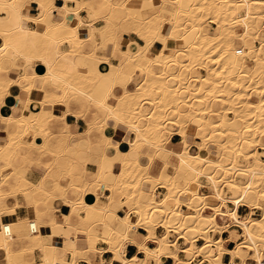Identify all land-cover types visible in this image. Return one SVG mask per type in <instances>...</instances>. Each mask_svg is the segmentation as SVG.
Instances as JSON below:
<instances>
[{"label": "bare ground", "instance_id": "bare-ground-1", "mask_svg": "<svg viewBox=\"0 0 264 264\" xmlns=\"http://www.w3.org/2000/svg\"><path fill=\"white\" fill-rule=\"evenodd\" d=\"M24 1L0 0V13H4V17H0V103L13 84L19 85L28 95L39 91L42 99L39 102L40 109L35 112L7 117L0 115L5 127L14 130L8 132L6 140L0 145V161L6 165L1 172L7 170L1 173L0 179V214L15 211L17 203L6 205L4 201L20 194L31 200L34 218L25 222L27 231L16 233L13 224L1 225L0 250L5 252L6 264H27L25 260H19L32 255V248L13 251V241L27 239L38 242L41 237L39 214L48 216L54 210L52 202L56 199L70 207L71 215L81 217L83 223V227L78 228L80 233L75 232L72 238L73 247L67 253L70 256L68 264H76L80 259L93 264L87 259L86 253L93 251L99 256L103 253V249L95 246L98 239L107 245V250L114 255L118 264H145L147 260L162 264L161 259L164 257L172 258L173 264H184L178 257L180 249L190 255H203L208 259V264H224L221 262L225 251L222 240H211L208 230L220 232L227 226V221L240 227V237L243 239L234 250L227 251L231 255L229 264H233L236 258L240 259V264H246L240 256L241 251L250 255L257 264H264L261 261L264 254V156L261 154L264 153L258 151H264V144L261 146L264 142L260 143L258 149H255L254 144L251 149H247L243 165L236 161V157L241 156L238 151L243 147L255 141H264V55L260 54L264 51V0H141L140 7L130 5L129 0L120 3L112 0H73L77 8L83 5L88 9L93 20L100 18L105 23L102 28L91 24L86 39L79 37V24L71 26L66 16L62 21L48 23L55 7L54 0H31L38 12L32 17L21 14ZM203 11L216 19L213 34L208 29L202 32L200 24ZM75 15L78 17L77 13ZM168 19L170 26L167 25ZM22 21L42 23L44 28L42 31L24 28ZM186 21L190 25L185 24ZM123 25H127L124 32L121 30ZM165 25L169 28L167 33L163 32ZM122 32H132L142 40L137 53L131 54L121 49L119 39ZM102 34L114 36H109L102 43L97 39ZM153 39L162 44L158 57L147 54L155 43ZM83 41L92 43L91 53L82 52ZM170 42H180V45L171 46ZM62 45H67L69 50L61 51ZM107 47L116 50L114 57L116 53H121L123 57L116 64H109L108 70L102 71L97 65L103 61L110 63V58L98 56L95 50ZM178 52L187 55L189 62L201 61L212 68L210 72L207 71V78L199 84L206 86L208 95L219 93L222 96L223 103L230 106L227 111L225 109L227 113L234 112L232 108H240L238 110L256 115V118L250 117L253 121L249 120L242 126L244 122L241 120V124L240 118L233 119L222 113L214 119L198 111L197 107L202 102L196 104L185 101L192 92L188 87L193 85L189 75L184 77L177 67ZM164 54H170L172 58L164 62L165 68L162 69L157 64ZM39 62L44 64L45 71L31 75L25 71L28 66H36L34 63ZM14 66L22 69L17 78L8 76L9 68ZM80 66H87L88 69L82 72ZM217 69L223 74L222 81L215 75ZM105 73L109 76L103 77ZM191 77L196 79L201 76L196 73ZM36 78L43 80L42 87L33 85ZM180 80H185V89L172 91ZM172 81L174 83L170 85L168 82ZM248 82H255L252 93L257 100L245 101L249 92ZM130 84L133 85L132 89L127 88ZM54 85L58 87L57 90L48 91L45 87ZM116 87L121 89L118 95L114 93ZM108 98L113 102L110 103ZM171 99L175 101L172 106H162L164 100L170 103ZM45 103L63 105L68 112L70 105L75 103L79 112L92 113L86 131V142L89 144L87 151L72 147L68 143V134L60 133L54 127L48 131V118L53 113L43 112ZM202 108L211 109L210 102H203ZM228 109L231 111L228 112ZM118 124L132 132L131 140L111 139L104 135L106 126L115 128ZM241 127H245V130L242 131ZM188 128L194 130L192 137L200 140L194 141V153L189 151ZM47 131L53 136L49 137ZM174 131L181 137L177 152L167 148ZM224 131H227L226 134ZM246 132L250 133L249 137L243 136ZM29 135L33 139L24 141ZM37 136L43 139L42 144L34 141ZM50 138L59 140V149L52 155L54 160L44 166L45 174L36 183L19 174V178L11 184L10 178L18 174L15 158L19 156L29 160L34 150H49ZM208 142L216 143L218 151L225 157L218 155L217 160L212 159ZM21 145L26 146L30 153L20 156L18 149ZM94 147H99L102 154L116 151L120 156L117 164L119 171L111 185L103 184L101 165L96 172L86 170L87 158L83 159L82 156L88 157ZM160 152L170 155L176 163L160 160ZM132 154L134 158H131ZM75 155L78 158L73 160ZM33 159L41 161L40 156ZM156 161L160 165L159 170L156 175H152L151 168ZM169 167L173 169L171 174L167 172ZM179 167L185 169L184 174H179ZM52 168L54 172L50 173L49 169ZM64 177L67 183L61 182L65 181ZM46 181H52L49 189L45 187ZM155 183L166 188L159 199L152 189ZM145 184L149 185L150 191L143 188ZM102 185L110 191L106 201H100L98 197ZM202 185L215 200L214 204L205 202L207 196L199 192ZM4 186H8V189L5 190ZM56 192H61L62 198L56 196ZM69 192L74 198H67ZM119 192L124 196L117 197V193L121 196ZM180 193L188 194L186 201L180 198ZM88 194L96 196L94 203L86 200ZM123 197L132 207L120 217L116 210L123 204L120 202ZM182 202L190 204L189 207L194 208V211L188 209L184 213L180 205ZM123 205L127 206L125 203ZM239 206L249 208L243 218L237 214ZM254 210L260 211L259 217H253ZM219 217L225 225L218 224ZM69 218L63 216L62 220L67 221ZM112 220L118 223L116 228L110 224ZM157 222L187 235L185 248H180L165 233L156 236L154 226ZM139 226L145 228L147 234L138 235L141 241H136L134 235H137L135 230ZM80 234L85 239L84 249L78 248L76 244ZM194 234L207 239L204 246H196ZM147 241H152L155 248L147 247ZM126 243H134L144 258H126ZM77 254H81L80 259ZM104 263L103 259L99 262ZM43 264L49 263L44 260Z\"/></svg>", "mask_w": 264, "mask_h": 264}, {"label": "crops", "instance_id": "crops-1", "mask_svg": "<svg viewBox=\"0 0 264 264\" xmlns=\"http://www.w3.org/2000/svg\"><path fill=\"white\" fill-rule=\"evenodd\" d=\"M78 1H92V0H78ZM115 3H120L122 0H112ZM141 0H129V4L134 7H140L142 2ZM143 1V0H142ZM133 3V4H132ZM53 5L55 6L52 10V17L48 18V23H52L54 21H62L64 17L68 19V23L71 24V26L78 25L79 30V37L81 39H86L88 35V29L91 26H94L96 28H102L104 26V22L102 19L98 18L96 20L92 19V16L88 14V9L80 7L78 5V8L76 7L77 3L73 0H54ZM65 6V7H64ZM68 9L70 11L66 12L65 9ZM72 8V10H71ZM75 8V11H74ZM79 9V10H78ZM37 7L31 0H25L22 4L21 14L29 17V16H36L37 15ZM78 10V11H77ZM73 11V12H72ZM68 13V14H67ZM75 13H77V16L80 17L81 21L79 22L78 17H75ZM75 15V16H74ZM68 16V17H67ZM0 17H4V13H0ZM92 21V22H91ZM79 22V23H78ZM89 24V25H88ZM208 24L211 27H215L216 24L212 21H209ZM73 26V27H74ZM22 27L24 28H30V29H37L38 31H42L44 28V25L42 23L34 24L31 21H22ZM168 26L165 25L163 27V32H168ZM99 41L102 40L101 35H98L97 38ZM120 45L122 50H127L131 54H135L139 51L140 43H143L141 39H139L135 34L131 33H123L120 35ZM2 41L0 40V44ZM174 44V45H173ZM169 45L171 46H179L180 42H170ZM86 46V47H85ZM85 47V48H84ZM162 47V44L159 42H155L153 46L150 48V50L147 52L148 56H154L157 54ZM84 49V50H83ZM60 50L65 52V50H69L67 45H62L60 47ZM93 51L92 43L89 41H83L82 42V52L83 53H91ZM113 49L112 47H107L106 49H96L95 54L98 56H108L110 57V60L108 62H101L97 65L98 69L102 71H106L109 68V64H116L121 60L123 57L121 53H116V56L111 58ZM116 58V59H115ZM80 61V60H79ZM40 64V65H39ZM102 64V65H101ZM36 66H28L25 70L29 75L35 73V72H43L45 71L44 64L39 62L38 64L34 63ZM42 66V67H41ZM88 69L87 66H80L79 70L82 72H85ZM22 72V69L20 67L14 66L10 67L8 71V76L11 78H17L20 73ZM19 73V74H18ZM200 75H204L205 71L203 69L199 70ZM5 76V74H3ZM33 85L36 87H42L43 80L41 78H36L33 81ZM133 85L130 84L127 86L128 89H132ZM48 91L57 90L58 87L56 85L54 86H45ZM114 93L116 95L121 93V89L119 87H116L114 89ZM254 97H252L253 99ZM29 99V100H28ZM42 99V93L39 91L28 93L22 89L19 85L13 84L8 88L7 94L4 96L2 102L0 103V115L2 117L7 116H18L27 114L28 111L35 112L37 109H40L39 102ZM108 101L110 103L113 102V100H110L108 98ZM43 112L45 114L53 113V116L56 117V123L54 124V129L58 131L59 128L62 129V133L68 134L70 136V139L68 140V143L75 148H78L81 151H87L89 148V144L86 142V131L88 127L89 121L92 119V113L89 112H79L78 106L75 103H72L70 105V112L66 111V108L63 105L55 104L54 106H51L48 103H45L43 105ZM84 115V116H83ZM228 117H232L231 114H228ZM14 131L13 128L5 127V123L0 119V145L3 144V142L7 138L8 132ZM129 132V133H128ZM188 134L187 142H191L192 139L194 141H200L199 139L193 138L194 130H190L189 128L186 130ZM131 133V134H130ZM85 135V136H84ZM104 135L106 137H109L111 139H123L124 141H127L128 139L131 140L133 137V134L131 131H129L124 125L118 124L117 126L108 125L104 129ZM85 137V138H84ZM33 138L29 135L24 138V141L29 142ZM34 141L37 144H42L43 139L40 136H37L34 138ZM180 142L181 137L179 134H177L176 131L173 132L171 138L169 139V143L167 144V148L172 149L173 151H179L180 148ZM210 150L214 152V148L212 146H209ZM86 149V150H85ZM190 149L195 152L196 148L194 144H191ZM189 149L190 152H192ZM34 150L33 152H35ZM260 152L262 150L259 149ZM18 153L20 156H25L26 154L30 153L28 148L24 145H21L18 149ZM31 156V155H30ZM135 156L132 154L131 158H134ZM77 157H74L73 160L77 159ZM83 159L87 158V164H86V170L88 172H96L98 170L99 165L102 167L103 172V184L105 185H111L116 178V173L119 171L118 161L120 159L119 154L116 151H110L107 154H102L99 147H94L92 149V152L88 155V157L82 156ZM158 158L162 161H168L173 164L175 160L171 159L170 155H168L165 152H160L158 154ZM264 158V157H262ZM42 164L35 165L32 160H24L21 157L15 158V166L17 168V173L13 175L10 178V183L13 184L14 181L19 178V174L25 175V177L33 183H36L44 174H45V167L46 164L50 163V159H42L40 158ZM142 162L145 161L144 158L141 159ZM159 163L156 161L152 168H151V174L156 175L159 170ZM6 165L0 161V179L2 178V174L7 172V170H4L1 172L2 169H4ZM56 167V165H55ZM173 167V166H172ZM172 167L168 168L167 172L172 173L173 169ZM118 168V169H117ZM179 174H184L185 169L183 167H179L178 169ZM63 179V177H62ZM201 181L204 182L203 179ZM62 183H67L68 180L61 181ZM52 185V181H46L45 187L50 188ZM144 188L148 191H150L149 185L145 184ZM4 189L7 190L8 186H4ZM166 192V188L162 186L156 187L154 190V193L156 195V198L159 199L163 196V194ZM200 192L207 196L205 199V202L207 204H214L215 200L210 197L208 190L203 187L200 188ZM56 196L62 198L61 192H56ZM110 195V191L102 185V189L98 190V197L100 201H106V198ZM185 195V196H183ZM180 198L183 201L187 200L188 194L180 193ZM86 200L89 203L95 202V195L94 194H88L86 196ZM67 198H74V195L69 192L67 194ZM124 197L120 199L121 203H124ZM6 205L10 204H16L17 207L15 211L13 212H6L0 214V230L1 225L3 223H10L13 224V230L14 232H20V231H27L28 226L25 223L29 219L34 218V212L33 208L30 205L31 200L25 199L23 196L18 194L15 197H9L5 201ZM52 207L54 210H51V212L46 216L45 214H39L40 215V234L41 237L38 242H33L30 240H19L14 239L12 244V250L13 251H21L27 248H32L33 253L32 255L28 256L27 258L20 259L19 262L24 261L27 262V264H43L44 260H46L49 264H68L70 262V256L67 254L70 249L73 247L72 238L74 236V233L78 231L80 233V230L78 228L83 227L82 226V218L71 215L70 207L59 201L58 199L54 200L52 202ZM58 208V209H57ZM181 209L184 213L188 212V206L186 204L181 205ZM128 211V207L125 205H121L120 208L116 210V214L120 217H123ZM249 211V208L246 206H239L237 209V214L240 217H245ZM63 216H69V220L63 221ZM82 216V214L80 215ZM259 217L260 211L254 210L253 217ZM221 218V217H219ZM217 219L218 224L225 225L224 220ZM112 222V223H111ZM110 224L113 227H117L118 223L115 220H112ZM16 223V224H15ZM226 227L222 229L220 232H216L213 237L216 241L219 239L222 240V248L225 249V251L222 253L221 256V262L224 264H229L231 262V255L228 253L229 251L234 250L237 243H240L243 239L240 237L241 229L239 226H236L234 223L226 222ZM115 227V228H116ZM137 235H134V239L136 241H141V237L138 235H146L147 231L145 228L139 226L135 230ZM164 233V228L161 226H157L155 229V235L156 236H162ZM212 233V232H211ZM82 239V240H81ZM170 240L173 241V237H169ZM81 240V241H80ZM85 240L83 236L80 234V237L78 236L76 244L77 247L80 249H84L85 247ZM79 242V243H78ZM176 242L180 245H185L184 240L180 237H177ZM81 244V245H80ZM147 247L150 249L155 248V244L152 241H147ZM204 239L198 238L196 241V246H204ZM125 257L130 259L133 256H137L138 258H144V254L138 249L137 246H135L134 243H126L125 244ZM97 248L103 249V253L99 256L97 253L93 251H88L86 253L87 259L93 262V264H99L100 260L103 259L106 264H118V261L114 259V255L110 253L107 250V245L105 243L99 242L96 245ZM184 247H182L183 249ZM228 251V252H227ZM240 256L244 259V262L246 264H257V262L251 258L250 255L244 253L241 251ZM78 259H80L81 254H77ZM178 257L181 259L185 258V253L183 251L178 252ZM262 257H264V254H262ZM43 261H42V260ZM33 260V261H32ZM162 264H173V259L170 257H164L161 259ZM264 262V259L261 260ZM200 262V264H208L207 261H203L202 258L198 255L195 257L191 264H196ZM146 264H155L152 260H147L145 262ZM233 264H240V259L236 258L232 261ZM0 264H6V257L5 252L0 250ZM76 264H88L84 260H78ZM105 264V263H104Z\"/></svg>", "mask_w": 264, "mask_h": 264}, {"label": "rangeland", "instance_id": "rangeland-1", "mask_svg": "<svg viewBox=\"0 0 264 264\" xmlns=\"http://www.w3.org/2000/svg\"><path fill=\"white\" fill-rule=\"evenodd\" d=\"M193 11H195V9L193 10ZM206 11H203L202 12V14H201V23L202 24H200L199 26L201 27V29H202V32L204 31V29H205V31L208 29L212 34H213V27H211L209 24H208V22L209 21H212V22H214L215 23V21L214 20H216L215 19V17L212 15V14H207V13H205ZM194 14V13H193ZM122 20V19H121ZM120 19H119V21L120 22H122ZM185 24H188V25H190V23L188 22V21H186L185 22ZM167 25L168 26H170V22H169V19H168V21H167ZM126 27H127V25H123V27H122V31L124 32V30L126 29ZM109 36H112V35H104V34H102V40H101V42L102 43H104L105 42V39L106 38H109ZM114 36V35H113ZM112 36V37H113ZM197 36V35H196ZM262 37H264V35H262ZM153 42H156V40L155 39H153ZM86 47V46H85ZM84 47V48H85ZM84 50V49H83ZM116 52V50H114L113 49V52H112V55H111V58H113L114 57V53ZM161 54V53H160ZM159 53H157V54H155L156 55V57H158L159 55H160ZM260 54H262V55H264V51H261V53ZM177 56V62H178V64H177V67L180 69V73H182V75L184 76V77H188V75H189V77H190V80H192V84L191 85H193V86H189L188 88H190V91H192V92H190L189 93V95H188V97L185 99V101L187 100V101H190V102H195L196 104L197 103H203V102H205V101H209L210 102V106H211V109H208V110H210V111H208V110H204L203 108H202V103L200 104V106H198L197 108L199 109L198 111L199 112H204V113H207V115H211L212 117H214V119L215 118H217L219 115H222V113H225V115L226 116H228V114H231L232 115V117L231 118H233V119H235V117H237V118H240L239 120H240V122H241V120H243V122H244V124H242V122H241V124H242V126H245V122H250V121H253L252 119H255L256 118V115H254L253 116V114L251 115H248V112H245V111H240V110H238V109H240V108H232L231 110H234V112H230L231 110H229L228 109V112H230V113H227L226 111H227V108H229L230 106H228V105H226L225 103H223L224 101V99L222 98V96L219 94V93H214V94H212V95H208L207 93H206V91H205V87H204V85L203 86H201V84H199V83H202L203 82V80L205 79V78H207V71L208 72H210V70L209 69H212L210 66H208V64H204V62H201V61H194V62H189V60H188V56L187 55H185L183 52H178V54L176 55ZM106 57H108V56H106ZM110 58V57H109ZM161 59L159 60L160 61V63H158L157 65H158V67L159 68H162V69H164L165 68V64H164V62L165 61H170L171 60V58H172V56L170 55V54H164V55H162L161 57H160ZM116 59V58H115ZM181 62H183V63H181ZM204 64V65H202V64ZM206 66V67H205ZM158 68V69H159ZM175 68V67H174ZM204 68H206V69H204ZM214 68V67H213ZM158 69H157V71H158ZM200 69H203L204 71H205V74L204 75H200V73H199V70ZM175 70V69H174ZM219 70V71H218ZM156 71V72H157ZM195 72V73H194ZM216 72V71H215ZM199 74L201 77V79L200 78H193V77H191V76H193L194 74ZM217 73V74H216ZM215 73V75H218V78H220L221 79V81L224 79V77H223V74H221V72H220V69H217V72ZM106 74V75H105ZM104 75H103V77H105V76H109V74H107V73H105ZM196 80V81H194V80ZM220 79H218L219 81H220ZM199 80V81H198ZM183 81H185V80H180V81H178V86L176 85L175 87H173L172 88V91L174 90H178L179 88L181 89V88H183V89H185L184 87V82ZM194 81V82H193ZM198 81V82H197ZM170 85H172L173 83H174V81H172V82H168ZM255 82H252V83H250V82H248L246 85L248 86V94L246 95V97H245V101L246 100H250V101H253V100H257L255 97H254V95H253V90H254V87H255V85L256 84H254ZM180 84V85H179ZM195 84V85H194ZM199 84V85H198ZM215 84H217V82L215 83ZM219 84V83H218ZM196 86V87H195ZM198 86V87H197ZM194 87V88H193ZM96 88H98V87H96ZM99 88H100V86H99ZM191 88L192 89H194V90H191ZM194 91V92H193ZM253 92V93H252ZM173 93H175V92H173ZM252 97H254L253 99H252ZM173 99V98H172ZM172 99H171V101H170V103H168V100H164V102H163V104H162V106L163 105H166L167 107H169V106H172V103H174V102H172ZM174 100V99H173ZM242 102H244V100L242 101ZM201 108V109H200ZM225 109H226V111H225ZM237 109V110H236ZM218 115V116H217ZM84 116V115H83ZM250 117H252V119L250 120L249 118ZM56 117L55 116H50V118H48V123H49V129H48V131H50V129L52 128V127H54V124L56 123ZM250 120V121H249ZM167 122H168V119L166 120ZM165 121V122H166ZM52 125V126H51ZM224 126V125H223ZM242 128H244V129H242ZM224 128H222V130H223ZM241 130L242 131H244L245 130V127H241ZM241 130H238L239 131V133H241ZM47 131V133L49 134V137H52L53 135L52 134H50V132H48ZM58 132H60V133H62V129L61 128H59L58 129ZM225 132V134H226V132L227 131H224ZM238 133V132H237ZM236 133V134H237ZM243 136H247V137H249L250 136V133H248V132H246V133H244V135ZM258 143H259V145H258V143H256V141L255 142H252V143H250V144H248L247 146H245V147H243L242 148V150H239L238 152H240L241 153V156L239 157H236V161L238 162V164L240 163V165L242 164H244L245 163V156H246V153L248 152L247 151V149L249 148V149H251L252 147H253V144L255 145L254 147H255V149H258V148H260V143L261 142H264V141H257ZM49 146H48V148H49V150H45L44 148H41V149H38V150H36L35 152H32L31 153V159H29V160H32V161H34L33 163L35 164V165H38V164H42V162H40V161H38V162H36L35 161V159H33V158H35V157H39L40 156V158H42V159H45V158H47V159H50L51 161H53L54 160V158H53V154H54V152L56 151V152H58V149H59V146H57V144L59 143V140H56V139H54V138H50V140H49ZM190 143V146H191V144H194V140L192 139V141L191 142H189ZM214 144V145H213ZM216 143H212V142H208V148H209V153H210V155H211V158L212 159H218L219 158V156L218 155H223V154H221V152L220 151H218V149H217V146L215 145ZM262 144H264V143H261V146H262ZM195 145V144H194ZM209 146H212V148H214V152H212L211 150H210V147ZM191 150V149H190ZM192 151V153H194L193 152V150H191ZM196 151V150H195ZM259 151V150H258ZM237 152V151H236ZM260 152V151H259ZM262 153H264V151H262ZM58 154V153H57ZM218 157H217V156ZM262 156H264V154H261ZM224 157H225V155H223ZM223 156H221V157H223ZM74 157H77V155H75ZM47 165V164H46ZM50 170V173H52V172H54V169L52 168V169H49ZM67 179V178H66ZM65 179V177H64V180H66ZM158 186H162V187H164L163 185H161L160 183H155L154 184V186H153V191L156 189V187H158ZM48 188V187H47ZM144 188V187H143ZM165 188V187H164ZM49 189V188H48ZM145 189V188H144ZM146 190V189H145ZM151 190V189H150ZM148 191V190H147ZM179 192H181V191H179ZM199 192H200V190H199ZM119 194H121V192H119ZM122 197V196H124V195H122L121 194V196L120 195H118V193H117V197ZM124 200H125V197H124ZM124 203L125 204H127V207H128V209L129 208H131L132 206L131 205H129L130 203H128V201L126 202V201H124ZM123 203V204H124ZM122 204V205H123ZM182 204H186L188 207L190 206V204H187V203H180V205H182ZM121 207V206H120ZM119 207V208H120ZM189 210H191V211H194V208H188ZM135 212H132V214H134ZM258 217V216H257ZM161 226V227H163L164 228V233L168 236V238L169 237H173V242L175 241L176 242V239H177V237H183V239H184V242H185V238L187 237V235H184V234H180V232L179 231H177V230H174L173 228H168L165 224H163L162 222H157L156 224H155V229H156V227L157 226ZM209 232V235H210V237H211V240L212 239H214V237H213V235L216 233V232H218V231H216L215 229H209L208 230ZM212 232V233H211ZM198 238H202V239H204V242L207 240V239H205V238H203L202 236H200V234H194V237H193V240L195 241V243H196V241H197V239ZM99 242H101V243H103V241L102 240H100V239H98L97 241H96V245L99 243ZM185 244V243H184ZM95 245V246H96ZM180 248H182V247H184L185 248V245H180L179 246ZM181 250V249H180ZM199 256H202V259L203 260H207V262H208V259L206 258V257H204L203 255H201V254H198ZM197 254L196 255H190L189 253H185V258L184 259H182L183 261H184V264H190L189 262L192 260V259H194L195 257H197L198 256ZM262 259H264V257H262ZM146 264V263H145ZM149 264V263H148ZM196 264H200V262H198V263H196Z\"/></svg>", "mask_w": 264, "mask_h": 264}, {"label": "built area", "instance_id": "built-area-1", "mask_svg": "<svg viewBox=\"0 0 264 264\" xmlns=\"http://www.w3.org/2000/svg\"><path fill=\"white\" fill-rule=\"evenodd\" d=\"M192 262V261H191Z\"/></svg>", "mask_w": 264, "mask_h": 264}]
</instances>
